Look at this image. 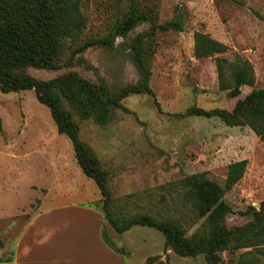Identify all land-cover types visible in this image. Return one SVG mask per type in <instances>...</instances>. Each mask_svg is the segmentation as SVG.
<instances>
[{"label": "rangeland", "instance_id": "rangeland-1", "mask_svg": "<svg viewBox=\"0 0 264 264\" xmlns=\"http://www.w3.org/2000/svg\"><path fill=\"white\" fill-rule=\"evenodd\" d=\"M134 6L155 9V23L139 22L125 35H117L111 47H89L71 65L26 71L43 80L77 71L95 82L105 80L117 92L139 80L133 39L152 32L156 51L150 84L155 97L140 93L124 98L123 108H113L104 125L75 116L81 139L93 147L109 172L114 210L125 216L146 213L177 219L187 235L206 231L207 220L195 213L182 187L183 178L206 171L223 184L228 165L247 159L244 177L225 194L232 211L224 222L228 228L263 222L264 141L248 125L230 126L216 116L183 113L192 106L231 110L253 88L264 87V0H84L87 27L82 40L115 33ZM176 21L183 23V30L176 28ZM197 31L227 44V52L197 57ZM218 55L231 59L239 55L251 61L255 85L242 86L237 96L221 89ZM0 112L4 124L0 133V264H7L20 232L40 206L42 187L55 189L61 185L54 179L61 178V184L67 180L73 193L63 200H90L98 208L102 195L70 151L71 140L58 132L50 109L33 89L0 90ZM63 163L68 167L63 168ZM251 205L257 214L244 215ZM115 240L132 264H148V258L156 255L160 258L153 264H209L205 255L166 252L165 236L152 227L133 226ZM221 256L223 264L244 260L264 264V246L224 250Z\"/></svg>", "mask_w": 264, "mask_h": 264}, {"label": "trees", "instance_id": "trees-1", "mask_svg": "<svg viewBox=\"0 0 264 264\" xmlns=\"http://www.w3.org/2000/svg\"><path fill=\"white\" fill-rule=\"evenodd\" d=\"M84 0H0V90L19 92L34 90L37 99L46 105L54 119L57 130L71 140L75 157L83 173L92 178L99 187L102 198L99 208L115 232L122 235L133 226L152 227L165 236V251L174 250L180 256L205 255L209 264H223L221 252L249 246H264V201L261 203L263 222L253 220L243 226L228 228L225 217L232 211L225 201V194L243 177L248 160L233 161L228 165L223 184L209 177L206 171L183 178L181 184L198 217H205L207 230L187 235V229L177 219L157 218L150 214L125 216L113 207V193L106 170L93 147L80 137V126L75 116L91 118L104 125L111 118L113 108H123L122 100L132 94L149 93L155 97L150 80L152 59L156 42L152 32L139 33L132 44V56L139 73L135 84L113 92L105 80L95 82L77 71L56 76L50 80L29 74L28 67L59 69L71 65L77 54L89 47L113 46L117 35H125L142 21L155 23V9L132 7L115 33L92 36L82 40L87 27L83 12ZM179 30L183 23L175 22ZM228 45L213 38L209 33L197 31L194 35V53L197 57L214 56L227 52ZM216 57L219 86L239 95L244 85L254 86V66L248 59L236 56ZM184 116L219 117L230 126L252 128L264 141V87L253 88L239 98L233 109L192 106ZM4 129L0 112V133ZM256 213L251 205L244 215ZM106 242L116 251L119 248L107 233ZM246 252H251L247 250ZM160 255L148 258L153 264ZM162 264V262H159ZM238 264H252L240 261Z\"/></svg>", "mask_w": 264, "mask_h": 264}, {"label": "crops", "instance_id": "crops-1", "mask_svg": "<svg viewBox=\"0 0 264 264\" xmlns=\"http://www.w3.org/2000/svg\"><path fill=\"white\" fill-rule=\"evenodd\" d=\"M69 149L73 154L74 148ZM55 154L58 155L57 152ZM68 165L63 163V168ZM60 180L54 179L55 184L61 185L55 189L41 188L40 206L27 220L15 243L12 258L6 263L132 264L126 253L114 250L106 242L104 233L116 245L115 239L122 235L110 226L103 212L97 206H92L93 201L90 200H63V196L73 191L69 189L67 180L66 184H61ZM117 247L121 248L119 245Z\"/></svg>", "mask_w": 264, "mask_h": 264}]
</instances>
